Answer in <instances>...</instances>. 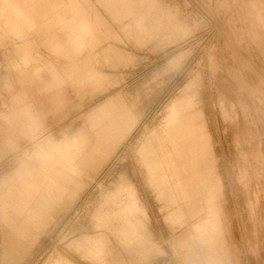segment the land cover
Instances as JSON below:
<instances>
[{"label": "rangeland", "instance_id": "obj_1", "mask_svg": "<svg viewBox=\"0 0 264 264\" xmlns=\"http://www.w3.org/2000/svg\"><path fill=\"white\" fill-rule=\"evenodd\" d=\"M157 2L176 15L179 29H165L146 46L120 30L132 42L112 44L124 62L114 68L101 60L102 70L120 74L115 86L139 118L136 129L76 200L50 209L30 252L25 245L5 250L4 233L14 231L0 212V264H264V0ZM135 30L153 36L141 23ZM8 41L0 27L6 55ZM182 99L191 113L202 111L215 161L200 167L185 154L217 190L212 198L204 189L199 217L184 211L183 201H168L139 155L145 137L181 135L189 115L174 102ZM150 148L148 139L141 152ZM29 151L8 160L0 151V189Z\"/></svg>", "mask_w": 264, "mask_h": 264}, {"label": "crops", "instance_id": "obj_2", "mask_svg": "<svg viewBox=\"0 0 264 264\" xmlns=\"http://www.w3.org/2000/svg\"><path fill=\"white\" fill-rule=\"evenodd\" d=\"M160 11L157 0H0V27L12 45L8 55L0 52V151L8 160L30 150L0 189L3 226L14 231L4 233L5 250L25 245L30 252L50 209L76 200L133 134L139 118L115 86L120 74L102 70L101 60L114 68L124 62L112 44L132 42L120 30L146 46L165 29H179L175 14ZM137 23L153 36L144 38ZM148 139L151 148L141 152ZM142 147L149 181L199 217L204 189L212 198L217 190L201 170L189 167V141L158 132Z\"/></svg>", "mask_w": 264, "mask_h": 264}, {"label": "bare ground", "instance_id": "obj_3", "mask_svg": "<svg viewBox=\"0 0 264 264\" xmlns=\"http://www.w3.org/2000/svg\"><path fill=\"white\" fill-rule=\"evenodd\" d=\"M161 14H163V13H161ZM170 23H172V22H170ZM159 24H160V22H159ZM190 93H192V92H190ZM194 94L192 93V95H194ZM195 96H196V94H195ZM190 98H191V94H190ZM193 98H194V96H193ZM197 98H195V99H197ZM184 99L174 102V105L181 104L182 108H181L179 113L185 112L187 115H189V117L184 120V127H182V130H180L181 131L180 132L181 137L183 139H187L189 141V148H188L186 155H187L188 159H190V161L191 160L195 161L196 164L200 167H211L214 165L215 161L212 157L210 138L207 135V131H206L207 126H206V121L203 119V113L200 110L197 112L195 111V113H194V111H193V113H191L190 108L192 107V105H190V103H189L191 101V99L189 102L185 101ZM194 104L195 103L193 101V105ZM200 106H201V104H200ZM194 109H196V108H194ZM192 123H195V125H196L193 128L189 127V125H191ZM188 136H190L191 139H188L187 138ZM199 142H202V144H200L201 147H199V145H198ZM179 246H184V244L183 245L179 244Z\"/></svg>", "mask_w": 264, "mask_h": 264}]
</instances>
